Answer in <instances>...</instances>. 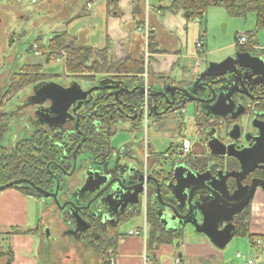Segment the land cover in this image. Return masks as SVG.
I'll list each match as a JSON object with an SVG mask.
<instances>
[{"label": "flooded vegetation", "instance_id": "flooded-vegetation-1", "mask_svg": "<svg viewBox=\"0 0 264 264\" xmlns=\"http://www.w3.org/2000/svg\"><path fill=\"white\" fill-rule=\"evenodd\" d=\"M241 62L243 65L248 66L247 60H242ZM236 67H239V65H236ZM254 72V69L251 71L250 69L238 68L237 73L235 72L234 74H240L239 79H236V77L232 79L233 81L231 86L236 87L237 91L239 90L232 98L235 108L234 113L242 111L239 109L241 104L244 107L243 112L240 113L233 122H228L225 119H222V126L217 124L215 127L210 128V131H212V129L215 130L217 139L221 144L227 148L229 146H234L235 153H237V151L239 152L245 149H251L256 146V138L259 137L260 134L259 130L256 129L254 125L257 127L261 126L264 129V71L259 72L260 74H255ZM73 78L78 79V82L61 84L54 82L51 86L55 87L59 84L60 89H54L55 91H52V94L51 92L43 94L44 106H51L54 103V108L52 110H48L46 108L44 111L46 119H38L36 124V126H40V130H45L48 133L46 135L48 145L55 148L56 154L45 156L46 160H44V157L41 156L45 161V165L36 167L31 171L27 170L26 166H21V174H25L26 176H20L7 183L0 182V187L9 183L20 182V184H15L14 186H21L23 188L35 190L40 196V198H38L40 201L42 199H52L59 203H55L60 207L57 212L55 209L50 210L49 215L54 216L57 219L52 223V227L56 228L55 230L57 233H51L52 236L47 238L49 243L58 247H65V244L68 241L73 240L80 245H91V247H94L95 249V244L98 245L104 236L107 237V235L111 233V227L118 226L120 222L126 218L135 216L137 218L139 216L138 207H141L142 201L144 203V213L146 212L148 193L150 197L149 203H152L156 210L157 196L154 193L156 186L153 187L150 183H154L156 185L153 181L155 179L153 177L156 176H153L151 173L153 172V169L156 168L155 165L158 158L156 159L155 157L157 153L154 152L155 147L150 141L148 134L152 126V122L154 125L155 120L166 116V114L172 113L175 107L177 105L180 106L182 102L180 101L179 96L173 101V98L170 99L168 96L165 98L157 97V95L153 93L150 94V91L144 92V90L140 87L132 90L122 87L119 83L118 84L120 86L116 90L109 89V87L113 84L109 80L110 77H108L106 81L102 82L100 90L85 93L88 92V90L83 88H89L84 85L87 82H83V80L81 81L77 77ZM54 79L58 80L59 78H52V80ZM160 81L167 82L168 80ZM168 82L170 83V81ZM72 85L74 87L71 88ZM170 85H172V83H170ZM227 90V95H229V88ZM25 91L26 89L21 91L20 93L22 94L20 96L18 94L16 97L7 98L5 97V92L0 99V106L2 104L4 105L5 101L17 98L19 109L23 110L24 108H31L33 101L41 100L39 97L36 98L32 95L25 94ZM73 92L78 93V96L82 97L79 98L80 103L84 102L81 107H78V104H80L79 101L75 104L72 103L75 99ZM56 95H58V99L56 98V100H54L53 97ZM59 95H61L62 101L60 100ZM23 96L26 98L23 99ZM28 96L29 99H27ZM225 98H227V96ZM49 100L50 103L47 104V101ZM88 100H90V102H87ZM67 102L69 105L67 106L68 108L65 109L64 105ZM201 106L202 104H199L200 114L195 117L196 120L201 115L203 118L205 116ZM69 111H73L74 113V121L71 130L62 126L57 132L50 133L47 129L42 128V122H47L52 125L66 119ZM0 115L7 117L11 128V119L8 115L1 112ZM228 117L231 119V116ZM246 120L247 122L244 125ZM124 122L131 123L136 132L143 133V137L135 138L134 140H138L136 143H127L122 147L117 148L112 145V140L119 132L118 125ZM200 123L201 125L205 124L203 121ZM197 125L198 123L196 122V126ZM236 125L238 126L233 130V127ZM204 126L207 127V123ZM154 127L155 125L153 128ZM204 136H206V138ZM197 138L200 139L197 141L198 145H200V149L197 147L194 149V152H200V155L198 157L195 156L194 158L202 159L211 156L220 157V159H223L225 163L233 162L234 167H237L238 170L240 168V170L243 171L240 161L229 155L225 148L220 149L226 153L212 155L210 148L205 146V142H209V138L207 139V133H199ZM28 139H30V137ZM28 139L18 141L13 148L5 147L2 144L1 147H3L7 152L0 155V159L7 160L13 155V152L16 151L18 145H21ZM178 150L176 152H178ZM176 152L171 154L166 152V155L163 154L159 157L162 159V169L158 167V169L163 172L161 180L164 182L165 186H163L166 188L168 187L170 191L171 186L176 185L177 183L175 179L177 172L179 169L184 167L178 166L175 168L173 180H175L176 183L170 184L169 178L171 173L165 170L164 165L168 164L167 162L169 158H171V156H173ZM86 156L91 157V163L87 161L88 166H82L79 169V161H82ZM118 156L120 158V163H123V166L127 165L128 169L126 173H122V177L121 174L114 177L103 175L102 173H94L93 166L96 167L97 164H104L110 159ZM230 157H233L231 161ZM5 165H7L6 162L4 166ZM262 166H264L263 162L258 164L257 168L250 171L248 176L246 175L241 182L236 184L231 183V191L236 193L239 188H241L244 194L246 193V195H240L239 199L243 200L247 196L249 188L252 186L254 181L264 180V170L260 169L263 168ZM217 167L219 169H216V172H218L215 176L221 177V179L223 178V172L228 174L241 173V171L235 170L229 172L224 171L226 168L225 164L221 166L222 169L224 168L223 170H221L218 165ZM87 168H91V170L89 171ZM172 168L173 164L171 165V170ZM186 172L188 173V171ZM204 174L205 179L211 177V174L209 173H203V175ZM124 175L126 176L127 182H124ZM144 177H150L151 180L147 181ZM246 177L247 180L244 181ZM142 179H144L145 182L142 181ZM112 180H119V183L115 182L113 184L116 186L113 188H117L116 195H112L110 190L105 192L103 191L106 184ZM248 180H250V182ZM51 181L54 182L55 185H53ZM84 182L85 190L83 191V189H80L78 194L73 193L72 187H74L75 184L79 185ZM120 182L122 184H120ZM141 183H143L142 188H140ZM164 187L163 189L166 193L167 190ZM38 189L50 194H55L58 191L57 200L41 195L38 192ZM261 189L263 188L260 187V189L257 190L254 197L258 192H262ZM72 194L75 195L76 200L72 199ZM111 196L114 202L112 204L108 203V209L102 208V206L107 203L106 200L111 198ZM164 198H167L166 194ZM195 198H197L196 195ZM92 201L94 202L90 204ZM162 210H166L168 216L173 218L174 221L180 222L178 219H174V215L171 210L167 208H162ZM182 214L186 215V213L183 212ZM98 223L99 227L96 225ZM170 230H174V228H170ZM51 238L53 241H51Z\"/></svg>", "mask_w": 264, "mask_h": 264}, {"label": "crops", "instance_id": "crops-1", "mask_svg": "<svg viewBox=\"0 0 264 264\" xmlns=\"http://www.w3.org/2000/svg\"><path fill=\"white\" fill-rule=\"evenodd\" d=\"M172 3L173 0H37V4L41 6L43 11L47 12L51 8L55 9V19L58 18L56 20L58 21L57 28L59 31L55 32L54 35L62 33L61 26L67 25L66 32L71 38H74L77 44L91 46L99 50H105L108 47L109 62L112 59L124 63L129 61L130 63L126 64L125 67L128 66V68L134 69L132 75H136L141 80L145 78L147 84L149 81V84H152L154 88L153 94L157 97H161L159 95L164 93L170 99L173 98L171 92L175 88L184 89L192 86L207 72L211 63L224 61L228 58L234 59L238 53L234 50L236 49L234 44H221L220 47L213 46V41L208 40V22H206L204 28L205 15L198 19L191 18L183 12L174 15L161 10L162 8H168ZM89 4L91 7H88ZM135 8L139 9L138 12L144 8L143 15L140 13L136 15ZM195 19L197 20L196 24ZM146 23H148L153 39L152 43L149 39L148 45H146L144 36L140 33ZM41 37L44 39L43 36ZM199 40H203L205 43L202 54L199 53L196 46ZM149 45H151V51ZM145 47L150 53V56L146 59ZM33 51L35 50L33 49ZM35 52L37 56H43L40 55V51ZM138 61L144 66V73L142 74L139 73L140 71L137 72L138 68L131 66V64ZM25 66L40 67L35 64ZM119 70L121 71L120 68ZM160 77L170 81L172 85L168 81L161 82ZM55 80L57 79L52 80V82H55ZM7 85L2 89L0 99L6 92ZM84 85L89 88L83 86V89L89 90L91 88L90 83ZM59 86V84L55 87L48 85L40 89V86L34 85L26 88L25 94L32 96L37 94V98H41V100L33 101L31 106L32 108L35 107L33 110L38 112L39 119H46L44 113L46 108L48 110L54 108V103L51 106H44L43 94L48 92L52 94V91H55L54 89H60ZM73 95L75 99L71 102L75 104L77 102L76 98L79 96L76 92H73ZM176 96L179 95H175V99ZM53 98L54 100L58 99V95ZM59 98L62 101L61 95H59ZM68 105V102L65 103L64 108H68ZM2 106L3 104L0 107ZM182 106V104L177 105L172 113L155 120L154 128L157 135L168 139L171 138L173 130L179 132V127L185 128L186 119L183 114L187 113V110L180 111V109H183ZM194 110L195 117L199 116V103L194 104ZM46 124L49 123L42 122V126ZM180 142L182 143L181 139ZM196 143L195 148L200 149L197 141ZM171 153L174 152L169 154ZM176 153L178 154V152ZM163 154L166 155V153H157L155 155L156 159ZM177 154L171 157L173 158ZM189 157L194 158L193 155ZM189 173L190 171L183 167L179 169L176 176L180 181H183L190 178ZM261 190L264 192V189ZM262 192H258L251 202L250 232L254 236H264V198H261L259 194ZM40 203L38 198L27 196L18 190L16 192L2 191V194L0 193V237L2 239L0 264H48L46 254L49 253H46V250L44 251L43 246L47 244V238L52 236L50 233L54 234L52 223L57 219L49 215L50 210L44 214ZM142 216L144 223V211ZM49 217H53L52 220ZM161 219L169 222V229L164 226L167 230H170V228L185 230L184 223L174 221L173 218L168 216L166 210H162ZM143 226L130 227L126 233H121L122 236L118 240L115 255H112L114 264H145V256L151 259L150 264H176L177 259L181 260V264H245L248 258L258 256L259 253V249L256 248L254 253L250 254L237 252V254L242 255L240 260L236 258L237 254L234 258H231L225 252L229 245L225 250H220L212 245L205 235H197L190 241H186V230L184 231V241L180 245L177 246L176 243L173 246L165 245L159 248L156 253L148 248L145 251L142 238H134L128 235L129 231L142 229ZM220 229L222 228L220 227ZM5 240H8L6 249L2 246ZM262 242L264 244V241ZM90 247L88 245L78 247L87 252H77L79 259L75 262H72L70 252L66 251V255H68V257L66 256L67 263H60L59 261L57 264H83L84 256L87 257L88 254L91 258L96 255L103 264L96 249ZM262 249L264 251V246ZM60 252L62 250L53 251V254H50L53 256L54 262Z\"/></svg>", "mask_w": 264, "mask_h": 264}, {"label": "rangeland", "instance_id": "rangeland-1", "mask_svg": "<svg viewBox=\"0 0 264 264\" xmlns=\"http://www.w3.org/2000/svg\"><path fill=\"white\" fill-rule=\"evenodd\" d=\"M55 9L51 8L47 10V12L41 9V6L37 4V0L35 2L33 0H0V96L3 88L6 87L8 79L14 73H20V69L29 64L39 65V69L35 72L37 77H41V82L37 83V86L42 89L45 86L52 85V78H59L55 80V83H72L78 82V79L67 76V70L65 68L64 62H56L50 61L47 62L43 56H37L35 51L31 49V46L39 39L41 36L44 37L45 42L50 39L55 32L59 31L58 21L55 19ZM204 28L206 27V22H208V40L213 41L214 47H220L221 44H234L236 51H238V46L236 45L237 39L240 36L246 35L249 39L251 36L255 38L252 39V43L250 40L249 45H253V43L257 44L254 46L255 53L262 54L261 51H264V31H257V16L254 13H248V15L244 18L242 17H232L229 15L227 10L222 6H212L209 7L204 14ZM195 24L197 20H194ZM64 26V25H63ZM61 26L60 30L67 31V25ZM192 33V30H191ZM212 46V47H213ZM258 46V47H257ZM233 50V51H234ZM146 52V47H145ZM42 55L41 52H39ZM146 59V54H145ZM264 59V58H262ZM260 59L258 65L264 67V60ZM262 61V62H261ZM261 63V64H260ZM46 76L48 79H46ZM230 80L237 77L234 74H228L226 76ZM46 79V80H43ZM233 81V80H232ZM147 89V88H146ZM27 90V89H26ZM22 93H19V96ZM37 98V94L34 96ZM26 97L23 96V99ZM29 99V96L28 98ZM50 103V100L47 101V104ZM195 103H188L187 106L180 111H186L184 113V118L186 119L185 125V136L188 137L193 142L199 141L200 139L196 138V135L202 133L201 130H198L196 127V119H195ZM207 107V106H206ZM35 108V107H34ZM0 112L5 113L11 119V128L9 133L5 136L3 141V146L8 148H13L18 141H22L24 139H28L31 137L34 131L40 129V126H36L38 119V112L33 110V108H24L23 110L19 109L18 99L13 98L8 101H5L4 105L0 107ZM74 113L73 111H69L67 118L62 120L59 123L45 125L42 128L47 129L50 133L57 132L62 126L64 128L70 129L73 124ZM36 120V121H35ZM35 121V122H34ZM247 120L244 122L246 124ZM152 126L149 130V138L152 144L154 145L155 153H170L176 152L180 142V135L178 130L176 132L173 130L171 134V138L165 139L161 137V135H157ZM205 127V126H204ZM180 128V127H179ZM175 129V128H174ZM119 132L112 140V145L120 148L127 143L138 142V140H134L135 138H142L143 133H138L133 128L132 124L129 122L120 123L118 125ZM203 130H206V128ZM254 130V129H252ZM199 132V133H197ZM200 153V152H199ZM135 157V155H134ZM87 161L91 163V157L86 156L82 161H79V169L82 166H88ZM168 164L164 165L165 170L169 173L172 172L171 165L173 164L171 159L169 158ZM94 173H102L103 175L109 176H117L122 173H126L128 171L127 165L123 166V163H120L119 156L116 158L110 159L108 162H105L101 165H96L94 167ZM89 171L91 168H87ZM124 182H127L126 176L124 175ZM83 185V186H82ZM85 182L83 184L74 185L72 187L73 193L78 194L80 189L85 190ZM18 189L8 188L3 192H16ZM19 191V190H18ZM2 194V192H0ZM10 194V193H6ZM261 198H264L263 193H259ZM9 196V195H7ZM61 197V195H60ZM9 199V198H8ZM72 199L76 200L74 194H72ZM14 202V201H13ZM41 206L43 208L44 214L49 210L55 209L56 212L60 209L56 202L52 199H42L40 201ZM108 203L104 204L102 208L108 209ZM41 211V209H40ZM108 217V216H107ZM53 217H49L52 220ZM200 216L197 215L195 220L193 221H184V227L186 230V241H190L194 236L201 235L198 230L194 227L195 221L199 222ZM143 216H138L133 221L127 222L120 228L121 233H126L130 227L143 226ZM53 227L54 234L57 233ZM49 230V229H48ZM51 234V233H50ZM1 238V237H0ZM51 241L53 239L51 238ZM184 241V240H183ZM2 243V239H1ZM1 245V244H0ZM8 245V240L3 242V248L6 249ZM63 246H55L52 243L47 242L46 245L43 246L44 251L46 250V261L48 264H57L67 263L66 262V251L70 252L72 262H75L79 259L77 252L83 251L78 247L80 245L76 241H68ZM64 245V246H65ZM87 246V245H84ZM91 246V245H88ZM57 247V248H56ZM91 248V247H90ZM94 249V247H93ZM254 247L250 245V242L246 238L234 237L233 241L229 244L225 252L231 258H234L237 252H241L243 254L254 253ZM57 260L53 261V251H61ZM92 251V250H91ZM65 252V253H64ZM86 253L87 251H83ZM93 253V252H92ZM112 254L109 252L108 256ZM83 264H101L100 259L93 255V258L88 254L87 257L84 256Z\"/></svg>", "mask_w": 264, "mask_h": 264}, {"label": "trees", "instance_id": "trees-1", "mask_svg": "<svg viewBox=\"0 0 264 264\" xmlns=\"http://www.w3.org/2000/svg\"><path fill=\"white\" fill-rule=\"evenodd\" d=\"M212 6H222L224 7L230 16L232 17H246L248 13H254L257 16V31H264V0H173V3L168 8H160L164 12H168L170 14H178L180 12L188 14L191 18H198L200 19L204 16L206 10ZM135 14L138 15L139 13L143 15L144 8L138 12V8H135ZM248 38V37H247ZM254 36L249 37L252 43V39ZM150 42L152 43V35L150 33ZM248 39V43L245 46H238V53L239 54H251L253 57L256 58H264V51H261L262 54L255 53L254 46L257 45L256 43L253 45L250 44V40ZM152 45V44H151ZM151 45L150 51H151ZM34 46L37 47V51L42 52L43 57L47 62L50 61H64L65 68L68 72V75L77 77L83 82L90 83L91 86H99L102 84L103 81H106L109 78L111 83L117 82L122 87H126L128 89L135 90L137 87H141L142 81L136 75H132L134 69L125 67L126 64L130 62L124 63L123 61L116 62L112 61L109 62L108 57V47L105 50H99L93 48L91 46L79 45L76 43L74 38H71L69 34L65 31L62 33H58L53 35L47 42L40 37L36 40V42L31 46L33 50ZM258 47V46H257ZM132 67L138 68L137 72L144 73V66L141 62H136L131 64ZM121 69V71L119 70ZM39 69V67H31V66H23L20 70V73L14 74L9 82L8 88L5 93V97H16L21 91L28 87H32L40 82L41 77H37L35 72ZM118 69V70H117ZM106 76V77H105ZM106 78V79H105ZM45 80V79H43ZM159 80H166L163 77H160ZM100 89H97V91ZM177 95V94H176ZM178 97V96H176ZM141 99V98H140ZM202 116V115H201ZM199 117L197 118L196 122L198 125L196 126L197 129L201 130L202 133H207V139L209 138L208 132H210V128L215 127L219 124V120L225 119L228 122H233L235 120H231L229 117L226 118H219L215 117L217 123L213 125H208L204 127L207 123L209 117ZM231 120V121H230ZM201 121L205 124L201 125ZM200 123V124H199ZM203 128L206 130H203ZM45 129V128H44ZM184 128H179V135L181 140H185L187 137L184 133ZM10 131V123L6 116L0 115V155L6 153L7 151L1 147L2 141L4 137ZM48 133L44 130H37L33 133V135L27 141L23 142L21 145H18L16 151L13 152V155L9 157L7 160L0 159V179L1 183L10 182L20 176H26L25 174H21V166H26L27 170L31 171L36 167H41L45 165V161L47 155L56 154L55 148L48 145V140L46 139V135ZM206 138V136H204ZM210 139V138H209ZM181 148V146L179 145ZM177 154V153H175ZM173 154V155H175ZM44 157V160L42 157ZM231 158V157H230ZM233 158V157H232ZM230 159V161L232 160ZM173 163L172 172L170 174V184L176 183L173 180L174 177V170L178 166H184L189 171L193 172L194 174L209 173L212 176L217 174L216 169H219L217 165L220 167L225 164L224 171H241L237 167H234V163L224 162L223 159L220 157L211 156L208 158L196 159L189 156H183L177 154L175 157L170 158ZM169 161V160H168ZM5 162L7 165L4 166ZM162 159L158 158L156 165L151 173L155 179H157L161 185V192L163 198L166 194V202H170L171 198V191L167 187H164V182L161 180L163 177V172L160 171L159 168L162 169L161 165ZM239 165V163H238ZM240 166V165H239ZM230 167V169H229ZM242 172V171H241ZM253 174V173H252ZM251 175V174H250ZM248 176V175H247ZM172 177V178H171ZM51 180V178L49 177ZM247 180V177L244 181ZM250 182V180H248ZM52 182V181H51ZM53 185L54 182H52ZM238 183L236 178H229L228 180V189L230 190V185ZM151 186H156L154 183H150ZM164 185V186H163ZM164 188H166L167 192H164ZM12 188L18 189L20 192L27 196H34L40 198L37 192L33 189L23 188L21 186H14ZM156 195V189L154 190ZM230 193H234L230 190ZM156 198V197H155ZM150 202V197L148 193V203L146 202V223L148 227V241H147V248L155 253L159 248L165 245L173 246L175 243L180 245L184 240V230L183 229H174V230H167L164 225L162 224L159 215H158V208L159 204L156 200V210L152 203ZM144 211V203L142 201L141 207H138L139 216L143 214ZM135 217H129L124 219L120 222L118 226L111 227V230L107 237L104 236L99 244H95V249L99 254L100 258L102 259L103 264H112L111 258L107 255L109 252H112L113 256L117 250L118 240L121 238L122 234L120 232V228L126 224L127 222L135 219ZM83 219V218H82ZM251 222V205L246 206L242 211L235 214L231 221V224L234 228V237H241L246 238L249 240L252 247H257V241L261 240L264 241V236H254L250 232V223ZM99 227V223L96 224ZM108 238V240H107ZM1 251V250H0ZM1 254V253H0Z\"/></svg>", "mask_w": 264, "mask_h": 264}, {"label": "water", "instance_id": "water-1", "mask_svg": "<svg viewBox=\"0 0 264 264\" xmlns=\"http://www.w3.org/2000/svg\"><path fill=\"white\" fill-rule=\"evenodd\" d=\"M243 56H245V58H241ZM260 59L262 58L253 57L251 54L237 53L236 58L234 59L228 58L224 61L211 63L207 72L203 74L192 86L184 89L175 88L171 92L173 101L175 100L177 92L183 108L188 103H199L202 104L201 108L206 117L226 118L231 116V119L235 120L237 116L243 112L244 107L241 104L239 109L242 111L234 113L235 108L232 98L239 90L237 91L236 87L231 86L232 80L226 76L228 74H234L235 72L237 73L238 68L250 69L251 71L254 69L255 74H260L259 72L264 71V67L258 65ZM242 60H247L248 66L243 65L241 62ZM236 65H239V67H236ZM235 75H237L236 79H239L240 74H234V76ZM52 83L54 84V82ZM112 83L113 84L109 87V89L116 90L120 86L117 82L113 81ZM101 85L98 87H91L88 92L85 93L101 89ZM72 87L74 86L72 85L71 88ZM140 88L144 90V92L150 91V94L154 93L153 85L149 84V81L147 84L145 78L143 79ZM228 88L230 90L229 95H227ZM159 96L164 98L167 97L164 93ZM226 96L227 98H225ZM79 98L82 97H77V101H79ZM87 102H90V100ZM83 104L84 102L78 104V107H81ZM237 126L238 125L234 126L233 130L236 129ZM254 127L259 130L260 134V136L256 138V146L251 149H245L239 152L237 151V153L234 152V146H229L227 148L219 142L214 129L208 132L210 139L207 144L212 155H219L220 153L224 154L227 152L229 155L237 158L243 167V171L240 174H228L223 172L222 179L221 177L212 175L211 177L205 179V174H194L190 171V178H186L183 181H180L176 176L175 179L177 183L176 185L171 186L172 196L169 203L165 202L163 199L159 181L157 179L153 180L156 183V196L160 204L158 215L162 224L164 225L165 223L164 226L166 228H169V222L161 219L162 208L171 210L173 212L174 219H178L182 223L188 220L193 221L197 215H199L201 220H199V222L195 221L194 227L199 233H201V235H205L212 245L220 250H225L226 247L233 241L234 228L231 224L233 216L242 211L246 206L251 205V201L253 200L255 193L258 189H260V187L264 189V180L254 181L252 186L249 188L247 196L243 200L239 199V196L244 194L241 188H239L236 193H230V190L228 189L229 178H236L237 182H241L250 171L258 167V164L262 162L264 163V129L261 126L257 127L254 125ZM220 148H225L226 152ZM262 167L264 168V166ZM263 168L260 169L264 170ZM144 178L147 181L151 180L150 177ZM142 181L145 182L144 179H142ZM115 182L119 183V180H112L107 183L103 191L105 192L110 190L112 195H116L117 188H113L116 187L113 185ZM15 184H20V182L9 183L0 187V192L13 187ZM120 184L122 183L120 182ZM142 187L143 183L140 184V188ZM38 192L45 197L57 200L58 191L55 194H50L38 189ZM195 195L197 198H195ZM244 195H246V193ZM112 199L113 198L111 196V198L106 200V202L112 204L114 202ZM55 202L59 204L57 201ZM93 202L94 201L90 202V204ZM182 212L186 213V215H183ZM220 227L223 228L220 229Z\"/></svg>", "mask_w": 264, "mask_h": 264}, {"label": "built area", "instance_id": "built-area-1", "mask_svg": "<svg viewBox=\"0 0 264 264\" xmlns=\"http://www.w3.org/2000/svg\"><path fill=\"white\" fill-rule=\"evenodd\" d=\"M35 2V0H33ZM88 7H91V5L89 4ZM140 33L144 36V40L146 45H148V41H149V37H150V33L151 30L149 29L148 23H146L145 27L143 29L140 30ZM248 43V38L246 35H242L239 37V39H237V46H245ZM197 46V50L199 51L200 54H202L204 52V48H205V43L203 40H199L196 44ZM34 50H37V47L34 46ZM146 58H148L150 56L149 50L146 48ZM148 65V64H146ZM219 122V126H222L223 122L221 120L218 121ZM217 123L216 119L214 118H209L207 124L208 125H213ZM194 147H195V143H192L190 140H185L183 143V146L181 148L180 154L183 156H191L193 155L194 157H198L199 156V152H194ZM129 236L131 237H140L143 240V244L145 246V251L147 250V241H148V227H147V223H146V212H145V217H144V226L142 229H134L129 231L128 233ZM0 243H1V238H0ZM263 242L261 240L257 241V248L259 249V253L258 256H253L250 257L246 260L245 264H264V251H263ZM111 258V262L112 264H114V259L112 258V256H110ZM236 258L238 260H240L242 258L241 254H237ZM150 258L148 256H145V264H150ZM176 264H181V260L177 259L176 260Z\"/></svg>", "mask_w": 264, "mask_h": 264}]
</instances>
